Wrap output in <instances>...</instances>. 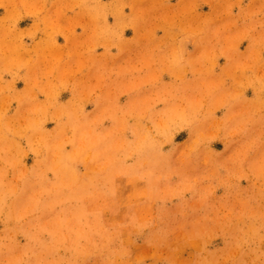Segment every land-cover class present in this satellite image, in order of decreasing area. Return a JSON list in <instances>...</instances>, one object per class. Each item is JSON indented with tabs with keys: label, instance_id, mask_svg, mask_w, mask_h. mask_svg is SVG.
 Wrapping results in <instances>:
<instances>
[{
	"label": "rangeland",
	"instance_id": "obj_1",
	"mask_svg": "<svg viewBox=\"0 0 264 264\" xmlns=\"http://www.w3.org/2000/svg\"><path fill=\"white\" fill-rule=\"evenodd\" d=\"M0 264H264V0H0Z\"/></svg>",
	"mask_w": 264,
	"mask_h": 264
},
{
	"label": "crops",
	"instance_id": "obj_2",
	"mask_svg": "<svg viewBox=\"0 0 264 264\" xmlns=\"http://www.w3.org/2000/svg\"><path fill=\"white\" fill-rule=\"evenodd\" d=\"M42 17H46V13L45 12H44V15L42 14ZM37 28H39V27H37ZM41 28H42V26L40 27V31L42 30V33H44V32L45 33H48L47 31H45L46 30V27L43 26V28L42 29Z\"/></svg>",
	"mask_w": 264,
	"mask_h": 264
},
{
	"label": "bare ground",
	"instance_id": "obj_3",
	"mask_svg": "<svg viewBox=\"0 0 264 264\" xmlns=\"http://www.w3.org/2000/svg\"><path fill=\"white\" fill-rule=\"evenodd\" d=\"M235 236V235H234Z\"/></svg>",
	"mask_w": 264,
	"mask_h": 264
}]
</instances>
